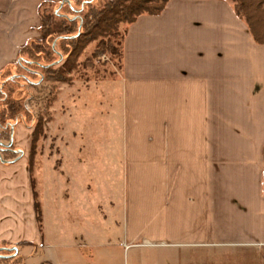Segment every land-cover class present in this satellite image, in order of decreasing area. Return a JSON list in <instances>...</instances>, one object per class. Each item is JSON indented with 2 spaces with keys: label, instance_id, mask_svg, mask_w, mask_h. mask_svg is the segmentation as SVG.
Instances as JSON below:
<instances>
[{
  "label": "crops",
  "instance_id": "0c3cea01",
  "mask_svg": "<svg viewBox=\"0 0 264 264\" xmlns=\"http://www.w3.org/2000/svg\"><path fill=\"white\" fill-rule=\"evenodd\" d=\"M44 1L73 0H0V76L41 39ZM120 70L119 191L107 182L101 211L90 178L39 195L18 123L0 264H264V44L228 0H170L129 26Z\"/></svg>",
  "mask_w": 264,
  "mask_h": 264
},
{
  "label": "trees",
  "instance_id": "16d2710c",
  "mask_svg": "<svg viewBox=\"0 0 264 264\" xmlns=\"http://www.w3.org/2000/svg\"><path fill=\"white\" fill-rule=\"evenodd\" d=\"M170 0H73L68 3L44 1L39 7L42 19L40 40H31L19 51V61L0 76V160L16 159L19 152L11 140L14 123L20 121L33 127L29 166L33 173L38 142L45 135V119L36 116L37 106L50 86L71 85L73 74L81 68H93L95 60L110 54L120 69L124 61V43L129 26L143 14H161ZM243 20L257 43L264 44V0H228ZM80 7V11H76ZM59 9V13L56 11ZM79 14L80 21L72 19ZM125 28L122 29V25ZM94 44L92 54L81 61L85 50ZM16 75V76H15ZM15 76V77H14ZM264 179V171H263ZM35 186V180L33 179ZM264 185V181H263ZM39 221L41 205L37 201Z\"/></svg>",
  "mask_w": 264,
  "mask_h": 264
},
{
  "label": "rangeland",
  "instance_id": "374dc122",
  "mask_svg": "<svg viewBox=\"0 0 264 264\" xmlns=\"http://www.w3.org/2000/svg\"><path fill=\"white\" fill-rule=\"evenodd\" d=\"M78 15L71 18L80 21ZM94 48L90 45L80 60L90 56ZM105 55L95 60L93 68L75 72L73 84L51 85L47 96L35 106L36 116L45 119V135L38 142L32 173L37 192L42 196L46 189L55 198L62 183L69 186L73 180L90 178L96 186L97 211L102 210V199L109 192L107 182L113 181L115 191H119L120 181L118 167L110 170L106 154L120 134L121 70L110 54ZM1 82L6 83L4 77Z\"/></svg>",
  "mask_w": 264,
  "mask_h": 264
},
{
  "label": "built area",
  "instance_id": "2783aa9c",
  "mask_svg": "<svg viewBox=\"0 0 264 264\" xmlns=\"http://www.w3.org/2000/svg\"><path fill=\"white\" fill-rule=\"evenodd\" d=\"M104 56H106V55L104 54Z\"/></svg>",
  "mask_w": 264,
  "mask_h": 264
}]
</instances>
